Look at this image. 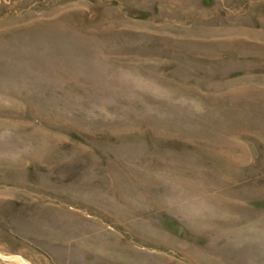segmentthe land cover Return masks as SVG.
Wrapping results in <instances>:
<instances>
[{"label": "rangeland", "instance_id": "obj_1", "mask_svg": "<svg viewBox=\"0 0 264 264\" xmlns=\"http://www.w3.org/2000/svg\"><path fill=\"white\" fill-rule=\"evenodd\" d=\"M0 264H264V0H0Z\"/></svg>", "mask_w": 264, "mask_h": 264}]
</instances>
